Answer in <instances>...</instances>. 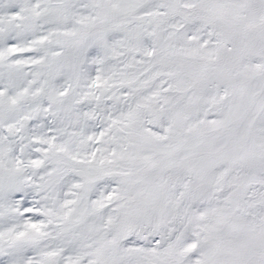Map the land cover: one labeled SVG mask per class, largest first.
Returning a JSON list of instances; mask_svg holds the SVG:
<instances>
[{
  "label": "snow or ice",
  "instance_id": "6c2138e0",
  "mask_svg": "<svg viewBox=\"0 0 264 264\" xmlns=\"http://www.w3.org/2000/svg\"><path fill=\"white\" fill-rule=\"evenodd\" d=\"M0 264H264V0H0Z\"/></svg>",
  "mask_w": 264,
  "mask_h": 264
}]
</instances>
